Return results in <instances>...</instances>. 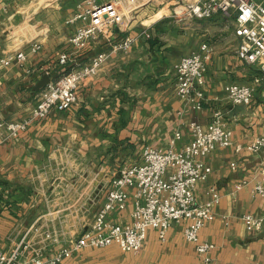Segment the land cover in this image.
<instances>
[{
	"label": "crops",
	"instance_id": "0c3cea01",
	"mask_svg": "<svg viewBox=\"0 0 264 264\" xmlns=\"http://www.w3.org/2000/svg\"><path fill=\"white\" fill-rule=\"evenodd\" d=\"M134 1L139 7L128 29H109L91 40L79 60L88 63L128 34L137 36L129 53L112 55L98 74L85 78L71 109H54L44 119H33L16 138L0 134V250L11 252L24 242L28 247L23 257L32 258L38 248L44 257L52 256L92 227L113 178L122 167L141 162L145 146L167 149L179 130L176 148H181L192 140L190 122L199 121L208 129L220 112L234 144L206 157L212 172L198 183L196 199L206 202L212 189L222 199L200 237L216 245L215 264H264V234L248 230L241 219L246 213L264 216V198L254 192L264 148L236 150L237 144L246 146L264 133V89L257 88L250 105L233 104L226 96L228 84H253L258 73L238 55L236 20L223 13L177 20V2L192 0ZM85 2L0 0V50L11 59L0 65V120L31 118L46 88L35 89L43 75L51 74L53 82L66 71L59 58L72 49L70 38L83 23L72 19ZM203 43L209 44L211 58L205 99L196 108L177 94L176 64ZM37 44L40 48L34 50ZM18 51L27 54L23 64L16 62ZM244 179L249 184L238 189ZM129 193L126 206L109 214L111 221H132L134 189ZM185 226L175 223L165 241L150 228L137 253L124 252L117 244L90 247L60 264H198ZM45 231L57 240L45 238Z\"/></svg>",
	"mask_w": 264,
	"mask_h": 264
},
{
	"label": "built area",
	"instance_id": "2783aa9c",
	"mask_svg": "<svg viewBox=\"0 0 264 264\" xmlns=\"http://www.w3.org/2000/svg\"><path fill=\"white\" fill-rule=\"evenodd\" d=\"M176 6L178 8L174 16L179 21L207 19L219 13L235 18L238 55L245 63L255 66L258 73L253 77V84L230 83L225 92L233 104L250 105L257 88L262 86L264 89V0H192L177 2ZM138 7L134 0L103 3L86 0L72 19L83 22L70 38L72 49L63 52L59 58L60 65L70 70L42 91L31 118L0 120V134L4 132L7 138H16L33 119H44L54 109H71L78 102L80 83L98 74L112 55L129 53L137 36L128 34L112 42L110 50L98 52L86 64L79 60L81 52L91 40L98 39L109 29L117 27L127 30L131 25V14ZM144 34L151 37L148 31ZM39 48L38 44L34 46V50ZM210 58L209 44L203 43L199 50L183 56L176 64L177 94L196 108H201L205 99L203 85ZM15 59L18 64H23L27 54L18 51ZM10 62L11 59L0 50V65ZM189 129L192 140L181 148H176V142L181 137V131L178 130L167 149L147 145L141 162L122 167L113 178V187L97 212L92 227L69 245L49 257H44L42 249L38 248L32 258H25L24 250L28 244L20 242L11 252L0 250V264H60L85 248H105L112 244H117L124 252L137 253L142 249L150 228L156 229L160 239L165 241L170 228L182 222L186 223V239L195 245L198 252V264H215L212 251L216 245L201 240L200 234L206 223L215 219L214 206L221 202L222 196L212 189L211 198L200 203L196 199L195 189L212 172L206 157L215 150L232 146L233 132L222 123L220 112L216 113L210 128L206 129L199 121L193 120ZM244 148L250 152L262 150L264 133L246 146L236 145L237 151ZM233 168H236L235 164ZM247 184L249 180L244 179L237 188L241 189ZM130 188L134 189L132 221L128 224L115 223L108 216L118 207L126 206ZM254 192L264 198V164L259 169ZM241 219L248 230L264 234V216L246 213ZM45 238L57 240L50 231H45Z\"/></svg>",
	"mask_w": 264,
	"mask_h": 264
},
{
	"label": "water",
	"instance_id": "95a60500",
	"mask_svg": "<svg viewBox=\"0 0 264 264\" xmlns=\"http://www.w3.org/2000/svg\"><path fill=\"white\" fill-rule=\"evenodd\" d=\"M52 77L51 74L45 73L42 77V79L38 82L35 89H42L47 87L51 83Z\"/></svg>",
	"mask_w": 264,
	"mask_h": 264
},
{
	"label": "trees",
	"instance_id": "16d2710c",
	"mask_svg": "<svg viewBox=\"0 0 264 264\" xmlns=\"http://www.w3.org/2000/svg\"><path fill=\"white\" fill-rule=\"evenodd\" d=\"M70 69H67L66 71H69Z\"/></svg>",
	"mask_w": 264,
	"mask_h": 264
},
{
	"label": "rangeland",
	"instance_id": "374dc122",
	"mask_svg": "<svg viewBox=\"0 0 264 264\" xmlns=\"http://www.w3.org/2000/svg\"><path fill=\"white\" fill-rule=\"evenodd\" d=\"M231 17H233V16H231ZM10 202H8V204H9Z\"/></svg>",
	"mask_w": 264,
	"mask_h": 264
}]
</instances>
